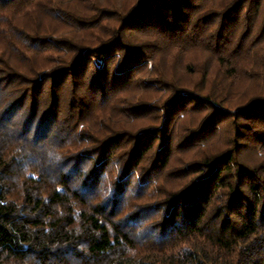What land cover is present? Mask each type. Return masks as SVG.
Masks as SVG:
<instances>
[{"label":"trees","instance_id":"trees-1","mask_svg":"<svg viewBox=\"0 0 264 264\" xmlns=\"http://www.w3.org/2000/svg\"><path fill=\"white\" fill-rule=\"evenodd\" d=\"M0 264H264V0H0Z\"/></svg>","mask_w":264,"mask_h":264}]
</instances>
